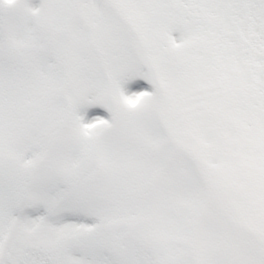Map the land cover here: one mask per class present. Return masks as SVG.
Masks as SVG:
<instances>
[{"label":"snow or ice","instance_id":"1","mask_svg":"<svg viewBox=\"0 0 264 264\" xmlns=\"http://www.w3.org/2000/svg\"><path fill=\"white\" fill-rule=\"evenodd\" d=\"M0 264H264V0H0Z\"/></svg>","mask_w":264,"mask_h":264}]
</instances>
